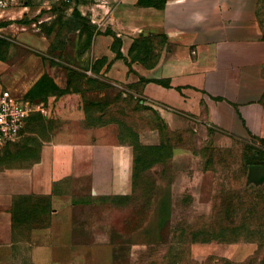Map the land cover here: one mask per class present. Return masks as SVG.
<instances>
[{
	"label": "crops",
	"instance_id": "crops-1",
	"mask_svg": "<svg viewBox=\"0 0 264 264\" xmlns=\"http://www.w3.org/2000/svg\"><path fill=\"white\" fill-rule=\"evenodd\" d=\"M57 1L18 0L0 8V92L45 99L50 110L66 118L41 144L32 164L0 170V207L8 208L13 197L29 196L38 208L35 199L47 198V222L29 229L30 264H114L117 246L75 237V210L101 197L133 194L134 149L120 140L117 123L83 124L87 83H60L50 74L45 60L54 36L43 32L40 17ZM138 1L77 0L81 15L97 28L94 70L88 75L138 83L145 104L171 131L189 127L208 137L262 134V0ZM51 83L67 88L66 93L56 96ZM186 150L174 147L172 152ZM74 179H87L88 196L76 194L68 184ZM146 225L133 236L147 232ZM161 226L156 220L155 230Z\"/></svg>",
	"mask_w": 264,
	"mask_h": 264
},
{
	"label": "rangeland",
	"instance_id": "rangeland-1",
	"mask_svg": "<svg viewBox=\"0 0 264 264\" xmlns=\"http://www.w3.org/2000/svg\"><path fill=\"white\" fill-rule=\"evenodd\" d=\"M61 1L41 12L43 32L54 36L46 66L60 83L97 82L87 73L97 28L90 22L71 29L80 23L72 13L73 0ZM258 16L264 34V0ZM67 68L74 71L72 80ZM105 81L99 83L100 91L88 89L82 94L83 124L97 126L117 117L123 140L128 142L134 130L142 143L154 148L136 152L131 196H105L77 206L75 237L117 246L114 264H264V170L260 178L254 174L257 166L264 169V132L208 137L187 127L175 135L162 128L155 110L145 104L139 84ZM66 90L51 83L50 92L56 96ZM42 100L30 97L35 110L26 117L18 137L0 147V170L32 164L41 144L66 119ZM38 102L41 109L36 110ZM174 147L187 150L173 153ZM68 184L77 195L88 196L87 179ZM37 198L38 208L29 196L13 197L6 211L0 207V264H30L29 229L45 224L49 212L47 198ZM156 220H162L158 231ZM147 222V232L139 230L134 237L133 230Z\"/></svg>",
	"mask_w": 264,
	"mask_h": 264
},
{
	"label": "built area",
	"instance_id": "built-area-1",
	"mask_svg": "<svg viewBox=\"0 0 264 264\" xmlns=\"http://www.w3.org/2000/svg\"><path fill=\"white\" fill-rule=\"evenodd\" d=\"M18 0H0V8L8 7ZM36 110L41 109V104L36 103ZM33 104L27 100L13 95L9 90L0 92V147L14 141L30 112Z\"/></svg>",
	"mask_w": 264,
	"mask_h": 264
},
{
	"label": "trees",
	"instance_id": "trees-1",
	"mask_svg": "<svg viewBox=\"0 0 264 264\" xmlns=\"http://www.w3.org/2000/svg\"><path fill=\"white\" fill-rule=\"evenodd\" d=\"M69 1L70 0H63V1H61V4L62 3H65V4H67V2L69 3ZM75 1V5L73 6V15H75L77 18H78V20L80 21V23L78 24V23H76V25H74L71 29H78V27H80V26H82V27H84L86 24H90V22L88 21V19L86 18V17H84V16H82L81 15V13L79 12V10L77 9V0H74ZM148 1H150V0H139L138 1V3L140 4V5H145V4H147L148 3ZM85 24V25H84ZM263 37H264V34H263ZM114 43H115V47H116V45H118L119 44V40L117 39V37H115V41H114ZM143 44V47H145L146 46V44L143 42L142 43ZM51 49V48H50ZM50 51V50H49ZM91 69H92V71L94 70V66H91ZM73 70L72 69H69L68 70V68H67V78L68 79H70V80H72V77H73ZM69 81H67V83H68ZM106 81L105 80H101V79H97V82H94V83H87L88 84V88L87 89H89V90H92V91H100L101 90V86H100V84L99 83H105ZM68 84H71V83H68ZM138 84V83H137ZM137 84H132L131 86H135V85H137ZM86 89V90H87ZM85 90V91H86ZM131 97H133V95L131 94L130 95ZM28 98H29V96H28ZM129 102H131V100L129 101ZM133 102H135L134 100H133ZM137 102H139V100L137 101ZM145 109H148V108H146V107H144ZM151 108V107H150ZM149 108V109H150ZM122 112V111H121ZM155 113L157 114V112L155 111ZM120 115V114H119ZM157 117H158V121L161 123V126H162V128H165L167 131H169V129L163 124V122L161 121V119H160V117L158 116V114H157ZM99 119V118H98ZM110 119V118H109ZM110 122H113V123H117L118 124V126H119V129H120V133H119V137H120V140L121 141H124V142H126L125 140H123L124 138H123V133H122V128H121V123H119L120 122V120L119 119H117V117L116 118H112L111 119V121ZM110 122H107V123H110ZM104 124V123H103ZM131 126V125H130ZM164 130V129H163ZM172 134H175V135H179V132H177V131H172ZM130 137H132V138H130L129 140H128V143L129 144H131L132 146H133V149H134V167H133V185H134V179H135V175H136V170H137V167H136V163H137V158H138V156H136V152H137V150H138V148H140V149H148V148H154V147H152V145H147V144H144V143H142L141 141H140V139H139V136H138V134L134 131V130H132L131 131V133H130ZM162 143V142H161ZM8 144V143H7ZM163 144V143H162ZM161 145V144H160ZM159 145V146H160ZM134 188H135V186H134ZM133 192H134V190H133ZM131 196V195H130ZM113 197H117V198H123V199H127L129 196H113Z\"/></svg>",
	"mask_w": 264,
	"mask_h": 264
},
{
	"label": "water",
	"instance_id": "water-1",
	"mask_svg": "<svg viewBox=\"0 0 264 264\" xmlns=\"http://www.w3.org/2000/svg\"><path fill=\"white\" fill-rule=\"evenodd\" d=\"M263 167L262 166H257L255 169H254V174L257 176V177H261L262 174H263Z\"/></svg>",
	"mask_w": 264,
	"mask_h": 264
}]
</instances>
